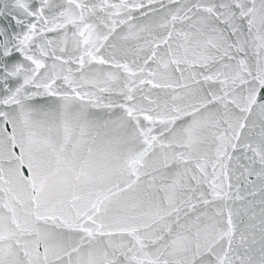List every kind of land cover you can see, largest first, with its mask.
<instances>
[{"label": "snow or ice", "instance_id": "snow-or-ice-1", "mask_svg": "<svg viewBox=\"0 0 264 264\" xmlns=\"http://www.w3.org/2000/svg\"><path fill=\"white\" fill-rule=\"evenodd\" d=\"M0 264H264V0H0Z\"/></svg>", "mask_w": 264, "mask_h": 264}]
</instances>
